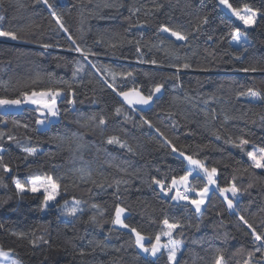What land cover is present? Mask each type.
<instances>
[{
  "label": "trees",
  "instance_id": "obj_1",
  "mask_svg": "<svg viewBox=\"0 0 264 264\" xmlns=\"http://www.w3.org/2000/svg\"><path fill=\"white\" fill-rule=\"evenodd\" d=\"M20 2L23 7H19L16 0H5L0 7V15L4 16L0 26L16 31L20 37L17 40L34 46H20L3 41L13 40L0 38V81L6 82L0 83V96L16 98L21 91L33 87L36 90L65 88L62 82H67L75 91L76 103L67 104L65 97L72 99L73 96L66 89L57 100L58 119L50 121L44 129L37 127L36 106L0 110V130L5 132L0 139V155L12 168L10 174L0 170V176L4 177V184H0V224L3 225L0 246L5 250L13 249V255L22 264H167L166 253L160 257L145 256L134 245L128 230L114 228L107 222L117 202L113 196L114 188L105 184L101 189L89 180L80 179L75 170L86 168L98 182L108 177V183H111L113 177L121 176L129 181L128 185L121 186L122 206L129 208L126 222L146 237L154 239L162 230L160 221L165 216L170 221L180 220L184 224L183 234H174L175 239L183 242L178 256L180 264H211L216 249L223 251L229 264H244L255 244L251 235H245L249 230L238 220V215H244L258 232L264 234V170L257 169L255 177L251 171L245 172L249 163L246 154L226 141L229 137L242 136L257 147H264V121L261 120L264 101L237 98L238 92L248 88L264 94V72L242 71L244 68H264V19L258 17L255 27L245 29L221 9L218 0H158L163 4L158 13L147 12L153 0H49L63 16L65 26L76 42L95 53L85 60L80 53L71 50L74 46L67 39L68 33L58 28L45 5L36 4L34 0ZM230 2L234 7L248 4L264 11V0ZM136 8L140 11L134 12ZM204 16L208 17V24L194 33L185 47L169 34L157 31L161 24L191 30ZM235 28L247 31L246 44L232 45L230 33ZM137 41L140 53L136 50ZM165 48L174 49L175 54H167ZM237 56L241 58L236 59ZM153 59L156 64L142 62ZM185 62L192 67L181 68L178 73L171 67ZM93 63L117 73L133 72L127 87L138 85L145 94L156 83L164 84V88L158 97H154L150 109L138 111L106 87L104 74L97 72ZM80 65L83 70L74 77L73 72ZM48 73L53 74L51 79ZM37 75L41 79L33 84ZM108 79L110 82V77ZM186 92L193 97L191 102L183 99ZM174 97L178 99L174 101ZM121 104L131 117L130 121H126L123 114L115 115V108ZM92 115L106 118L103 136L94 126H82ZM225 115L231 119L225 120ZM141 116L152 121L177 147H183L186 154L195 155L208 167H217L221 187L234 176L242 188L251 180L253 186L241 194L238 213L229 210L219 193L213 191L201 217L194 207L176 204L155 185L150 186L153 176L170 179L172 175H182L186 162L170 149L160 146L162 138L155 128L140 125ZM24 124L29 127L25 129ZM213 130L220 139L212 134ZM8 135L15 140H8ZM108 135H119L136 153H129L118 145H107L104 138ZM72 140L85 147L76 150L73 143L70 148L69 141ZM25 146L36 148L37 156L25 160L22 151ZM247 150H252V146L249 145ZM112 164L126 167L128 174L118 172ZM45 174L60 178L61 192L55 203L43 212V196L18 195L12 176L25 181ZM190 180L194 184L202 183L198 178ZM73 198L82 202L83 212L76 217L61 214L57 206ZM93 204L105 210L104 217H97L102 226L89 221L95 214L91 208ZM14 232L27 233L28 237L19 239L12 234ZM41 235L48 244L33 246L29 243L30 239ZM89 241H105L109 247L93 251ZM259 255L257 253L256 257ZM256 257L252 258L251 264H258Z\"/></svg>",
  "mask_w": 264,
  "mask_h": 264
},
{
  "label": "snow or ice",
  "instance_id": "obj_2",
  "mask_svg": "<svg viewBox=\"0 0 264 264\" xmlns=\"http://www.w3.org/2000/svg\"><path fill=\"white\" fill-rule=\"evenodd\" d=\"M36 4L42 3L50 10L51 17L54 18V23L58 26L60 30L64 33H68L67 39L72 42L74 46L71 50L77 53H80L85 60H87L89 55H95L91 50H85L82 48L75 40V38L69 33V29L65 26L64 18L61 14H59L54 8L53 4L49 3V0H34ZM5 0H0V7L3 6ZM16 3L19 7H23V4L20 0H16ZM220 6L227 8L232 16L236 18V20L240 21L245 28H253L257 25V18L264 19V11L260 9H254L248 4L243 5V7H234L230 0H218ZM163 8V4L159 3L158 0H153V5L151 8L147 9L148 13H158ZM134 12H139L140 9L136 8L133 10ZM4 20V16L0 15V21ZM208 24V17L204 16L191 28V30H184L182 27H171L167 24H161L159 29L157 30L159 33L164 34L167 33L171 37H174L176 41H180L181 47H185L189 42L194 33H198L202 30L203 26ZM231 38L234 42L240 43L243 39L245 44L247 43L245 33H242L240 28H235L230 33ZM0 37L17 40L20 37L17 35L16 31L4 30L2 26H0ZM211 39V37L209 38ZM137 53H140L139 42L137 41ZM164 41L161 40V44ZM115 47V45H112ZM43 47L48 48L51 45H44ZM164 51L169 55H174V49L165 48ZM241 57L237 56L236 59H240ZM179 60L180 57H177ZM143 63H151L156 64L157 61L155 59L151 61H142ZM92 67L96 69L97 72H102L104 74V83L107 88L111 89L118 96L123 98V102L126 103L130 107H134L135 105H149L154 103V97H157L158 93H161L164 88V84L156 83L148 93L145 94L140 86L135 85L132 87H127V80L129 78H133V72H114L107 66L97 67L96 64H92ZM171 67L177 70V73L181 68L189 69L192 67L190 63L183 64H172ZM83 70V65H80L76 71L73 72V76L77 75L78 71ZM243 72H264V68L257 69L253 68H244ZM51 73H48L49 79L52 78ZM110 77V82L109 78ZM119 77V81H118ZM41 78L39 75L33 80V84H36ZM0 83L6 84V82L0 81ZM65 84V88L60 87H47L41 90H36L35 87L31 88V90H24L19 93L16 98H6L0 96V107H11L16 106L19 107L21 105H35V111L44 116V119H37L36 124L43 125L48 117H57L59 116V109L57 107V100L61 98L62 93L67 91L72 93L73 98L67 100L68 105H74L76 103L75 100V91L72 88L71 84L67 82H62ZM122 88H126L127 90H120ZM241 97H251L253 99H259L264 101V94L260 91L254 90L253 88H248L244 91H240L237 93V98ZM178 98H173V100H177ZM183 99L185 101L191 102L193 97H191L187 92L185 93ZM209 99H213V97H209ZM207 103V101H205ZM215 110H213L214 113ZM116 116H120L123 114L124 119L126 121H130L131 117L127 115L124 111V105L121 104L119 107H116L114 110ZM169 115H173L169 113ZM207 116L208 113L206 112ZM215 119V115L212 117ZM225 120L231 119L228 115H225ZM261 120L264 121V117H261ZM17 125L20 124L19 121L15 122ZM176 122L173 121V124ZM254 123V121H253ZM140 125H147L149 128H155V132L158 133L159 137L162 138L159 141L161 147H165L170 149L172 154L178 155L183 162H186L185 168L182 175H172L169 179L167 176L164 178H157L153 176L151 178V185H155L159 192L164 194V196L176 204H183L185 208L192 206L195 209L196 214L199 216H203V207L206 205V202H210L211 196L210 193L216 191L226 202L227 208L231 210L233 213H238V205L240 202V197L243 192H246L248 188L253 186L252 181L250 180L248 185L244 188L240 187L237 184V177H233L232 181L229 182L226 186L221 187L218 183L219 180V171L217 167H208L205 161L196 158L195 155L186 154L183 147H177L176 144L173 143L171 139L168 138L159 128H156L152 121L147 118L141 116ZM85 127L94 126L98 128L103 136L104 131L107 126V120L104 116H100L97 118L96 115H92L87 117L83 121V125ZM23 127L27 129L29 127L28 124H24ZM216 136L217 139H220L219 134L213 130L212 133ZM5 136V132L0 130V139ZM8 140H15V137L12 135H8ZM28 139H31L30 137ZM104 142L107 145H118L122 149H126L127 152L135 154L136 150L126 141L123 140L119 135H108L104 138ZM227 143L233 144L234 147L238 148L242 153H245L247 159L249 161L247 167H245L244 171H251L252 176H257L256 170H264V147H257L250 140L241 137H237L236 139H229L226 141ZM19 145V141H16ZM75 143L76 150H82L85 145L82 143L72 140L69 141V147ZM252 146V150H247L248 146ZM22 151L25 153V160L28 157H35L38 154L36 148L33 147H22ZM112 167H115L118 172L123 173L125 175L128 174V170L126 167H123L121 164H112ZM0 170H2L5 174H10L12 172V168L4 162V156L0 155ZM80 179L89 180L93 184L97 185V187L103 189L105 184L107 187L114 188L113 196L117 201L114 205V212L111 215L109 221L111 225L119 229L128 230L129 234L134 238V245L140 249L143 253L149 254L152 257H160L164 256L166 253L167 264H180V260L178 258V253H181L183 242L182 240H177L174 238V234L179 233L183 234L184 224L181 223L180 220L170 221L167 216L160 221L161 231L156 233L154 239L146 237L144 233H142L137 227L132 226L130 223L126 222L129 219V208L126 206H122V201L124 197L121 194V186L128 185L129 181L124 179L123 176L117 178L113 177L111 183H108V177H103L101 181H97L93 179L92 171L86 168H80L75 170ZM192 179H200L202 183H191ZM58 177H54L52 174H45L44 176H36L33 178L26 179L25 181H21L16 176H12V182L15 186V191L18 195H24L27 193L32 194H40L43 196L42 202V210L49 207V203L55 201L61 192V184L59 182ZM0 184H4V177L0 176ZM6 187V185H4ZM212 186H215L213 189ZM127 188H124L126 191ZM230 194V195H229ZM81 201L75 200L73 198L72 206L68 205V202L65 201L62 208L63 212L67 216L76 217L78 214L83 212L81 208ZM91 208L95 210V214L89 217V221L97 224V226H102L101 221L97 219V217H104L105 210L102 209L99 205L93 204ZM238 220L242 223V225L246 226V229L249 231L245 232V235H251L253 239V243L255 247L252 251L248 252V259L244 261V264H251L252 258L256 257L257 253H260L257 258L258 264H264V234L257 231V228L253 226L252 223L249 222L248 219L245 218L244 215H238ZM3 225L0 224V228ZM13 235L17 236L19 239H25L28 237L27 233L24 232H14ZM35 236V233H32ZM166 238V239H164ZM224 238H227V233L224 234ZM29 243L33 246L37 245V243L48 244L49 241L44 238L43 235L30 239ZM90 244L93 245V251L97 248L104 250L109 247L108 243L105 241H89ZM13 249L9 248L5 250L2 246H0V264H22V261L18 259L16 256L12 255ZM116 251H120V249H116ZM238 252L240 250H237ZM85 253L81 250V255ZM203 259V258H199ZM211 264H229V261L225 258V255L222 250L216 249V255L214 256Z\"/></svg>",
  "mask_w": 264,
  "mask_h": 264
},
{
  "label": "rangeland",
  "instance_id": "obj_3",
  "mask_svg": "<svg viewBox=\"0 0 264 264\" xmlns=\"http://www.w3.org/2000/svg\"><path fill=\"white\" fill-rule=\"evenodd\" d=\"M221 7V9L222 10H224L226 13H228V14H230L231 16H232V14H231V12L227 9V8H225V7H223V6H220ZM242 8V7H241ZM234 17V16H233ZM235 18V17H234ZM236 19V18H235ZM258 20V19H257ZM238 21V20H237ZM240 22V21H239ZM241 23V22H240ZM242 24V23H241ZM243 25V24H242ZM244 26V25H243ZM244 28H245V26H244ZM246 29V28H245ZM247 29H249V28H247ZM240 30H241V32L242 33H245V35H246V39H247V42H248V35H247V31H244L243 29H241L240 28ZM0 38H2V37H0ZM2 40V39H1ZM6 41V40H5ZM16 41H18V42H22V41H19V40H16ZM24 42V41H23ZM231 42H232V45H234V46H236V47H239V45H241L242 43H245L244 42V40L242 39L241 40V42L240 43H236V42H234L233 40H232V38H231ZM26 43V42H25ZM13 44H15V43H13ZM16 45H18V44H16ZM30 44H28V45H26V46H29ZM25 46V45H24ZM33 46V45H32ZM32 46H29V47H32ZM61 96H63V93H62V95ZM27 105H29V106H32V107H35V105H31V104H27ZM24 107V105H21V106H19V107H16V106H11V107H0V110H10V111H14V110H21L22 108ZM38 119H44V117H41V116H39L38 115ZM58 119V116L57 117H48V119L45 121V123L43 124V125H38L37 124V127H39L40 129H44V128H46L47 127V125L49 124V122L50 121H54V120H57ZM29 179V178H28ZM213 187V189L215 188V186H212ZM230 195V194H229ZM65 202V201H64ZM64 202L61 204V205H58L57 206V208H59L60 210H61V214H63V215H65L64 214V212H63V208H62V206H63V204H64ZM68 202V205L69 206H72V204H73V199L72 200H68L67 201ZM55 203V201H52V202H50L49 203V206L50 205H52V204H54ZM81 206V205H80ZM81 208H82V206H81ZM204 208V207H203ZM48 208H46V209H43L42 211L43 212H45L46 210H47ZM164 239H166V238H164ZM138 249V248H137ZM141 253H143L140 249H138ZM145 256H150L149 254H146V253H143ZM179 254L180 253H178V256H179ZM152 257V256H151Z\"/></svg>",
  "mask_w": 264,
  "mask_h": 264
},
{
  "label": "water",
  "instance_id": "obj_4",
  "mask_svg": "<svg viewBox=\"0 0 264 264\" xmlns=\"http://www.w3.org/2000/svg\"><path fill=\"white\" fill-rule=\"evenodd\" d=\"M1 40V39H0ZM3 41H5V40H3ZM6 42H9V43H15V44H18V45H20V46H22V45H28L27 43H25V42H18V41H7L6 40ZM29 46H32V45H29ZM34 46V45H33ZM32 46V47H33ZM161 93H158L157 94V97L160 95ZM120 99H121V101H123V98L122 97H120ZM126 104V103H125ZM153 104L154 103H152V104H149V105H135L134 107H131V108H135L136 110H138V111H141V112H144V111H146V110H148V109H150L152 106H153ZM127 105V104H126ZM130 107V106H129ZM38 115L39 116H41V117H44L43 115H41L40 113H38Z\"/></svg>",
  "mask_w": 264,
  "mask_h": 264
},
{
  "label": "crops",
  "instance_id": "obj_5",
  "mask_svg": "<svg viewBox=\"0 0 264 264\" xmlns=\"http://www.w3.org/2000/svg\"><path fill=\"white\" fill-rule=\"evenodd\" d=\"M12 255H13V253H12Z\"/></svg>",
  "mask_w": 264,
  "mask_h": 264
}]
</instances>
